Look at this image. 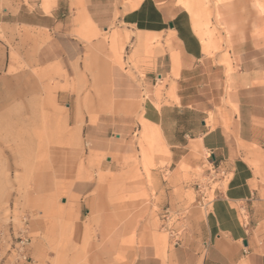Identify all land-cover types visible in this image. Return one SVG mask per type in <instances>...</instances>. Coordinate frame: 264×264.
Here are the masks:
<instances>
[{
	"label": "rangeland",
	"instance_id": "374dc122",
	"mask_svg": "<svg viewBox=\"0 0 264 264\" xmlns=\"http://www.w3.org/2000/svg\"><path fill=\"white\" fill-rule=\"evenodd\" d=\"M137 1L0 0V221L14 243L27 229L24 264H134L139 247L163 238L166 254L207 214L194 186L210 169L208 152L174 163L144 118L150 107L179 102L172 36L149 49L113 45L118 18ZM166 1L195 9L207 56L225 69L224 97L207 124L236 135L229 18L239 12L253 24L264 0ZM248 84L263 87L264 77ZM238 149L264 190V160L246 157L251 148L241 142Z\"/></svg>",
	"mask_w": 264,
	"mask_h": 264
},
{
	"label": "crops",
	"instance_id": "0c3cea01",
	"mask_svg": "<svg viewBox=\"0 0 264 264\" xmlns=\"http://www.w3.org/2000/svg\"><path fill=\"white\" fill-rule=\"evenodd\" d=\"M250 1L257 6V0ZM238 5L247 7L245 0H240ZM180 8L179 11L172 8L166 0H142L137 8L127 6L128 10L118 18V33L113 41L116 38L125 46L124 43L132 40L138 45L147 35L156 39L161 35L164 40L169 34L172 36V45L181 57L174 55L177 59L174 67L181 66L179 102L145 110L144 118L155 131L152 141H159L163 152L169 158L172 155V161L177 164L184 163L182 160L194 149L198 153L212 152L223 174L221 180L227 179V184L216 191L205 217L198 215L191 220L181 244L165 254L164 239L156 237L155 245L137 249L134 264H264V190L238 149L241 142L251 148L246 157L258 162L264 160V86L248 84L264 77V16L256 18L253 24L244 22L239 12L229 18L230 26L235 25L229 41L238 68L237 92L231 95V101L239 109L234 135L222 126L212 129L207 124V114L224 97L225 85L220 84L225 83V69L204 53L205 36L200 37L196 28L204 33L196 23L195 9L189 12ZM254 148L262 151V155L253 152ZM86 235L85 246H88V231ZM126 239L131 241L130 236ZM13 256L10 257L13 264H24Z\"/></svg>",
	"mask_w": 264,
	"mask_h": 264
},
{
	"label": "built area",
	"instance_id": "2783aa9c",
	"mask_svg": "<svg viewBox=\"0 0 264 264\" xmlns=\"http://www.w3.org/2000/svg\"><path fill=\"white\" fill-rule=\"evenodd\" d=\"M207 161L210 165V169L207 171L205 177L202 180H198L194 186L197 193L200 194V198L197 201V205L201 208V210H204L205 212H207L208 209L212 207L215 199L214 198L213 200H210L207 192L208 190L211 191L213 184H216L217 181H220L223 176L222 172H219L218 166L215 165V159L213 157L212 152L208 153ZM26 224L27 220L24 222L25 226ZM20 231L21 232L18 238L19 241H17V243H14L13 240H11L12 242L10 243L7 238L8 233L10 232L7 231L6 226L1 227L0 221V264H13V261L10 259V257L11 254H13L14 252H16L17 254V261H27L26 254L24 252V249L28 242V237L25 236L27 229L23 228ZM6 247L9 248L6 249Z\"/></svg>",
	"mask_w": 264,
	"mask_h": 264
},
{
	"label": "bare ground",
	"instance_id": "6f19581e",
	"mask_svg": "<svg viewBox=\"0 0 264 264\" xmlns=\"http://www.w3.org/2000/svg\"><path fill=\"white\" fill-rule=\"evenodd\" d=\"M141 1L142 0H139V1H137L136 3H135V5L133 6V8H137L139 5H140V3H141ZM190 1V0H189ZM224 1H228V0H224ZM186 2V1H185ZM191 3V2H190ZM188 4V3H187ZM196 7V5H193V7ZM185 7V6H184ZM189 10V9H188ZM190 10H191V7H190ZM192 10H194V9H192ZM191 10V11H192ZM193 12V11H192ZM196 15V14H195ZM194 15V17H195V19H196V16ZM194 19V20H195ZM198 19V18H197ZM197 21V20H196ZM198 21H199V19H198ZM198 23V22H197ZM194 26H196V25H194ZM198 26V25H197ZM202 25L200 24V27H201ZM196 28H198L197 30H198V33L200 32L201 33V35H200V37L202 36V34H203V36H205V33H202V31H200L201 29L199 28V27H196ZM196 28H195V30H196ZM202 28V27H201ZM199 33V34H200ZM203 36H202V38H203ZM207 37V36H206ZM156 39V37L154 36V35H147V37H146V39L144 40V41H142L141 39L139 40V42H138V46L139 47H145V48H147V49H149V47H150V45L152 44V42L154 41ZM210 40V39H209ZM202 43H203V50H204V53L206 54V55H210V53H211V46H210V42L204 37L203 39H202ZM113 45L114 46H122V48L124 47L123 46V44L122 43H119V40H117L116 38L114 39V41H113ZM173 62H174V64H176L177 63V59L176 58H174L173 59ZM139 95H137L136 94V109L139 107V105H138V103H139ZM127 103H129V101L127 102ZM130 105V104H129ZM130 107H132V104L129 106V107H127V109H126V112H128L131 108ZM225 124H226V126H228L229 124H228V122H225ZM7 238L9 239V241H10V238H9V235L7 236ZM12 241H10V243H11ZM9 247H6V249H8ZM16 254V253H15ZM17 256L15 255V258H16Z\"/></svg>",
	"mask_w": 264,
	"mask_h": 264
},
{
	"label": "water",
	"instance_id": "95a60500",
	"mask_svg": "<svg viewBox=\"0 0 264 264\" xmlns=\"http://www.w3.org/2000/svg\"><path fill=\"white\" fill-rule=\"evenodd\" d=\"M170 27H171V28H173V27H174V25H173V24H170Z\"/></svg>",
	"mask_w": 264,
	"mask_h": 264
}]
</instances>
